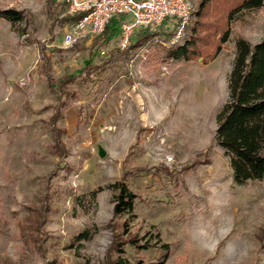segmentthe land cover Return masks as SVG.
Returning <instances> with one entry per match:
<instances>
[{"label": "rangeland", "instance_id": "374dc122", "mask_svg": "<svg viewBox=\"0 0 264 264\" xmlns=\"http://www.w3.org/2000/svg\"><path fill=\"white\" fill-rule=\"evenodd\" d=\"M215 1L199 57L186 62L166 56L169 22L139 50L119 51L118 34L65 49L61 0H0L22 14L25 32L0 18V264H264V179L235 185L213 145L235 41L264 38V7L237 15L211 60L229 0ZM92 54L100 74L48 88ZM153 166L168 171H142ZM120 180L136 195L127 228L107 188Z\"/></svg>", "mask_w": 264, "mask_h": 264}, {"label": "trees", "instance_id": "16d2710c", "mask_svg": "<svg viewBox=\"0 0 264 264\" xmlns=\"http://www.w3.org/2000/svg\"><path fill=\"white\" fill-rule=\"evenodd\" d=\"M215 0H200V5L196 11L197 17L192 26H189L190 35L187 36L181 45H170L166 50V56L171 60L191 61L199 57L200 43L199 29L203 12ZM227 11L223 12L224 26L218 32V39L214 51L210 53L209 59L213 60L217 56L220 47L227 42L230 29L229 25L234 18L246 11L258 10L264 7V0H229L227 1ZM0 18L6 20L11 25L12 31L18 36H24L25 32H19L18 26L23 23L24 17L20 12L10 9L0 8ZM77 17H63V24L71 22ZM119 20L115 18L106 26L102 39L103 42L109 41L110 38L117 35ZM186 31L188 30L185 29ZM170 36L172 33L169 34ZM157 32H152L145 28L134 34L129 48L122 52L139 50L144 47L148 41L157 37ZM215 36V35H214ZM211 37V33L209 34ZM234 60L227 78L228 97L226 102L219 108L216 113V127L213 138V145L223 151L224 157L229 161V167L232 173V179L236 185H244L250 181L260 182L264 179V38L259 43L252 45L246 40L237 39L235 41ZM94 54H92L87 65L79 72L73 74H64L60 77L59 82L55 85L48 81V88L53 86L58 93L74 80L81 78L84 80L92 79L95 71L100 74L102 69L94 65ZM48 79V77H47ZM66 97L67 94H64ZM73 94L71 96H74ZM57 119V117H56ZM54 117L52 128L54 132L62 133L64 130L57 128L58 122ZM56 133V134H57ZM59 138H56L55 147L60 151L59 157H65L66 151ZM168 171L165 166H153L149 169L144 168L146 173L158 174L160 171ZM113 192L112 206L113 217L124 218L123 226L127 228L128 223L134 218V201L136 195L128 190L126 182L120 180L107 186ZM97 192H92L91 197L95 198ZM79 240L87 239L86 233H81ZM256 240L259 244L264 243V223L259 227L256 234ZM135 246V241L131 242ZM121 252L120 249H118ZM113 264H127L119 256Z\"/></svg>", "mask_w": 264, "mask_h": 264}, {"label": "built area", "instance_id": "2783aa9c", "mask_svg": "<svg viewBox=\"0 0 264 264\" xmlns=\"http://www.w3.org/2000/svg\"><path fill=\"white\" fill-rule=\"evenodd\" d=\"M193 0H61L63 17H77L64 26L62 47L88 39L101 38L106 26L117 18L119 51L128 49L135 33L145 28L158 33V28L171 23L169 45L178 44L190 24Z\"/></svg>", "mask_w": 264, "mask_h": 264}, {"label": "water", "instance_id": "95a60500", "mask_svg": "<svg viewBox=\"0 0 264 264\" xmlns=\"http://www.w3.org/2000/svg\"><path fill=\"white\" fill-rule=\"evenodd\" d=\"M99 155H100V157H103L104 155H103V151L102 150H100V153H99Z\"/></svg>", "mask_w": 264, "mask_h": 264}]
</instances>
